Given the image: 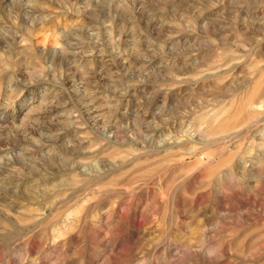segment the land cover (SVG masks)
<instances>
[{
    "label": "rangeland",
    "instance_id": "rangeland-1",
    "mask_svg": "<svg viewBox=\"0 0 264 264\" xmlns=\"http://www.w3.org/2000/svg\"><path fill=\"white\" fill-rule=\"evenodd\" d=\"M0 264H264V0H0Z\"/></svg>",
    "mask_w": 264,
    "mask_h": 264
},
{
    "label": "bare ground",
    "instance_id": "bare-ground-1",
    "mask_svg": "<svg viewBox=\"0 0 264 264\" xmlns=\"http://www.w3.org/2000/svg\"><path fill=\"white\" fill-rule=\"evenodd\" d=\"M54 48H56V47H54Z\"/></svg>",
    "mask_w": 264,
    "mask_h": 264
}]
</instances>
